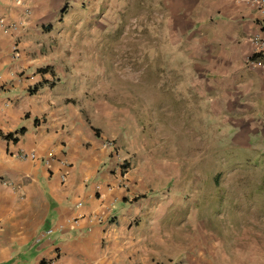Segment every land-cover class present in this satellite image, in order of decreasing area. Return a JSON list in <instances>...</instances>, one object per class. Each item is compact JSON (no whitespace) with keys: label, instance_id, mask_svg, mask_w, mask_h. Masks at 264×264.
<instances>
[{"label":"crops","instance_id":"0c3cea01","mask_svg":"<svg viewBox=\"0 0 264 264\" xmlns=\"http://www.w3.org/2000/svg\"><path fill=\"white\" fill-rule=\"evenodd\" d=\"M161 2L165 64L186 59L188 74L210 83L195 100L223 126L216 137L259 154L264 69L247 60L252 39H264V12L248 0ZM128 10L124 0H0V264H264L189 233L195 215L171 195L185 181L159 198L110 141L119 123L79 102L75 60L100 54Z\"/></svg>","mask_w":264,"mask_h":264},{"label":"rangeland","instance_id":"374dc122","mask_svg":"<svg viewBox=\"0 0 264 264\" xmlns=\"http://www.w3.org/2000/svg\"><path fill=\"white\" fill-rule=\"evenodd\" d=\"M124 4L127 15L107 28L102 58L92 53L90 61L75 60L77 75L71 79L79 102L93 104L84 109L93 117L106 115L119 123L110 141L120 148L127 171L145 183L152 181L150 189L159 198L175 180L185 181L182 193L171 195L183 199V212L195 215L187 220L189 233L201 232L209 240L214 234L246 257L252 254L256 262L264 259V188H258L264 184V150L230 149L227 140L217 138L223 126L206 114L210 108L205 100H195L201 97L196 89L210 83L188 74L186 59L165 64L161 0ZM96 67L103 73L97 74Z\"/></svg>","mask_w":264,"mask_h":264},{"label":"built area","instance_id":"2783aa9c","mask_svg":"<svg viewBox=\"0 0 264 264\" xmlns=\"http://www.w3.org/2000/svg\"><path fill=\"white\" fill-rule=\"evenodd\" d=\"M248 1L252 6L256 7L261 12H264V0H248ZM252 42L255 45V48L257 50L255 55H258V57L255 59H252L250 57L249 60H247V64L250 66H254V67L264 69V55H262V53H261L262 48L264 47V39L254 38V39H252ZM108 145H110L112 147V144L109 143ZM113 153H115V155H116L117 151L113 150Z\"/></svg>","mask_w":264,"mask_h":264},{"label":"trees","instance_id":"16d2710c","mask_svg":"<svg viewBox=\"0 0 264 264\" xmlns=\"http://www.w3.org/2000/svg\"><path fill=\"white\" fill-rule=\"evenodd\" d=\"M257 57H258V55H253L251 58H252V59H255V58H257ZM19 132L22 133V132H23V129H20ZM12 140L14 141L15 139H12ZM263 185H264V184L258 186V188H262V189H263V188H264ZM261 194H262V191H261ZM259 202H261V201H259Z\"/></svg>","mask_w":264,"mask_h":264}]
</instances>
